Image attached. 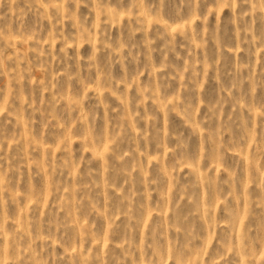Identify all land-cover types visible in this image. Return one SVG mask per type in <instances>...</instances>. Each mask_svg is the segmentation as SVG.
Instances as JSON below:
<instances>
[{
  "label": "rangeland",
  "instance_id": "rangeland-1",
  "mask_svg": "<svg viewBox=\"0 0 264 264\" xmlns=\"http://www.w3.org/2000/svg\"><path fill=\"white\" fill-rule=\"evenodd\" d=\"M0 264H264V0H0Z\"/></svg>",
  "mask_w": 264,
  "mask_h": 264
}]
</instances>
